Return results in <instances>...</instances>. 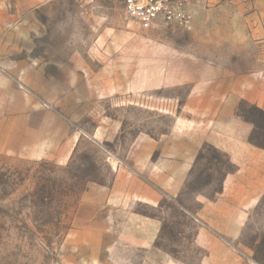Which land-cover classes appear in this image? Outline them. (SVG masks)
<instances>
[{
  "label": "rangeland",
  "instance_id": "rangeland-1",
  "mask_svg": "<svg viewBox=\"0 0 264 264\" xmlns=\"http://www.w3.org/2000/svg\"><path fill=\"white\" fill-rule=\"evenodd\" d=\"M191 21L0 0V264H264V0Z\"/></svg>",
  "mask_w": 264,
  "mask_h": 264
},
{
  "label": "built area",
  "instance_id": "built-area-1",
  "mask_svg": "<svg viewBox=\"0 0 264 264\" xmlns=\"http://www.w3.org/2000/svg\"><path fill=\"white\" fill-rule=\"evenodd\" d=\"M143 28L189 26L193 8L201 0H110Z\"/></svg>",
  "mask_w": 264,
  "mask_h": 264
},
{
  "label": "crops",
  "instance_id": "crops-1",
  "mask_svg": "<svg viewBox=\"0 0 264 264\" xmlns=\"http://www.w3.org/2000/svg\"><path fill=\"white\" fill-rule=\"evenodd\" d=\"M258 166L259 168L257 170H254V173H251L248 177L249 186L254 191V194H256L257 188L258 189L259 187L264 188V153H262ZM121 210L123 209L121 208ZM107 217L112 218L110 216ZM110 224H112V222Z\"/></svg>",
  "mask_w": 264,
  "mask_h": 264
}]
</instances>
